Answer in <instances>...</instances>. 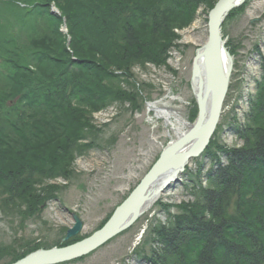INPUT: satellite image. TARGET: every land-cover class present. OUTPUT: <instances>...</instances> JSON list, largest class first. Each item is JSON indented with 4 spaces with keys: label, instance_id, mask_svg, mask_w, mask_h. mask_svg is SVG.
Segmentation results:
<instances>
[{
    "label": "trees",
    "instance_id": "16d2710c",
    "mask_svg": "<svg viewBox=\"0 0 264 264\" xmlns=\"http://www.w3.org/2000/svg\"><path fill=\"white\" fill-rule=\"evenodd\" d=\"M215 5L216 0H0V211L13 202L9 206L21 218L34 216L56 200L57 187L49 182L68 177L77 152L96 148L80 145L94 129V115L114 102L136 106L142 89L133 71L148 65L169 69V52L181 39L176 31L192 25L200 6L209 12ZM53 6L59 16L51 14ZM261 73L246 126L238 125V114L231 118L243 146L211 142L206 154L217 167L206 173L208 186L201 185V171L188 177L196 201L175 206L176 216L168 206L171 224L154 229L161 247H153L151 237L135 252L140 262L264 264V58ZM122 78L129 89L121 87Z\"/></svg>",
    "mask_w": 264,
    "mask_h": 264
},
{
    "label": "rangeland",
    "instance_id": "374dc122",
    "mask_svg": "<svg viewBox=\"0 0 264 264\" xmlns=\"http://www.w3.org/2000/svg\"><path fill=\"white\" fill-rule=\"evenodd\" d=\"M207 14L206 8L200 6L192 25L176 32L181 39L169 52V69L148 65L144 70L137 68L133 71L137 86L142 89V96L135 100L136 106L114 102L94 115L91 124V129H94L86 133L85 141L80 145L86 147L93 143L96 148L84 150L82 155L77 152L68 177L61 176L49 182L58 189H55L56 200L46 203L34 216L21 218L19 211L9 206L13 202L8 203L5 213L0 211V264H15L36 252L30 253L29 247H40L38 250L55 248L75 225L74 215L83 224V237H90L110 219L158 161L164 148L177 139L172 124L157 114L156 108L172 109L179 112L188 124L195 122L198 105L191 86L192 69L198 45L207 38ZM222 34L226 48L234 58V67L217 135L211 142L215 140L219 146L232 149L242 147L243 143H238L230 133L231 118L239 114L244 120L247 116V94L253 93L254 80L260 73L259 64L264 58V0H249L240 14L227 18ZM187 37H194L200 44L191 43ZM121 80V87L129 89L126 78ZM129 82L132 83V79ZM194 110L197 115L192 120ZM172 121L176 124L175 118ZM176 127L188 130L178 124ZM206 151L188 163L179 181L161 193L153 206L128 230L84 259L66 264H139L140 259L135 252L151 242V237L153 247L160 248L154 241V229L171 224L166 215L168 206L170 213L177 215L179 211L173 209L175 206L196 201L195 197L192 201L187 194L186 186L190 182L186 183V179L190 175L198 176L201 171V185L208 186L204 176L214 161H208ZM217 155L223 156L221 153ZM222 159L225 163V156ZM22 255L26 256L13 262Z\"/></svg>",
    "mask_w": 264,
    "mask_h": 264
},
{
    "label": "water",
    "instance_id": "95a60500",
    "mask_svg": "<svg viewBox=\"0 0 264 264\" xmlns=\"http://www.w3.org/2000/svg\"><path fill=\"white\" fill-rule=\"evenodd\" d=\"M248 0H218L215 7L208 16L207 38L202 45L205 63V75L207 86L205 93L199 88L194 89L193 82L196 78V58L192 70V91L198 105V116L194 124H187V132L169 144L161 153L158 161L145 175L140 184L132 191L129 197L114 211L111 218L99 230L90 237L64 248H53L50 250H39L34 252L15 264H64L75 259L91 254L103 245L110 242L122 232L128 230L153 204L160 198L179 176L184 173L185 167L192 158L201 156L210 144L213 135L220 122L222 106L227 97L233 70L232 56L225 47L226 43L222 36V27L230 13L242 7ZM229 55L231 62L228 68L224 67V55ZM198 90V91H197ZM200 98H212L209 116L204 123L203 111L199 102ZM200 134V135H199ZM196 135H199L197 138ZM193 136V138H191ZM190 139L196 143L186 147ZM175 171L173 176L167 175ZM165 177V178H164ZM165 179L159 188L156 198L150 205L143 207L148 198L152 186L159 180ZM75 225L69 229L63 242L78 236L83 230L81 220L74 215Z\"/></svg>",
    "mask_w": 264,
    "mask_h": 264
},
{
    "label": "bare ground",
    "instance_id": "6f19581e",
    "mask_svg": "<svg viewBox=\"0 0 264 264\" xmlns=\"http://www.w3.org/2000/svg\"><path fill=\"white\" fill-rule=\"evenodd\" d=\"M187 40L190 41L193 44H200V41L197 40V39H195L194 37H187ZM204 43H205V41H203L200 45H198V49H197L198 56L196 58V64H195V66H196V78H195V81L193 82V85H194V89L195 88H197V89L199 88V90L202 93L204 92V94H206L205 93V88L207 86V78H206V75H205L206 74L205 73V63H204V60L205 59H204L203 47H202V45ZM230 62H231L230 56L229 55L227 56L225 54L224 55V60H223L224 67L225 68H228L229 65H230ZM232 64H234V58L233 57H232ZM233 67H234V65H233ZM199 102L201 104V109H202L203 114H204L203 120H204V123H205V121L207 120V118L209 116V112H210V109H211V106H212L211 105L212 98H200L199 99ZM224 103H225V101H224ZM223 108H224V104L222 106V111H223ZM156 111H157V114H159L160 116L166 118V121L168 123L170 122L172 124L173 129L177 132V135L178 136H181L183 134H186L187 131H184V130L182 131V129L180 127H176L175 128L176 124H178V126H181V127L182 126H186L187 127V121L183 117H181V115L179 114V112L174 111L172 109L171 110H169V109H157ZM172 118H175L176 124L172 121ZM216 131H217V129H216ZM216 131H215V133H214L213 136L216 135ZM199 135H196V137L198 138ZM191 138H193V136ZM195 143H196L195 139H190L188 141V144L186 145V147H191ZM200 157L201 156H199L197 158H200ZM197 158H192L191 161L197 160ZM174 174H175V171H172L167 176L170 177V176H173ZM164 180L165 179H162V180H159L157 182H154L155 184L152 186L150 192H148V198L144 202V205H143L144 208L146 206L150 205L151 203H153V201L156 198V194H157L159 188L161 187V185L163 184ZM79 259H81V258H79ZM79 259H75V260H79Z\"/></svg>",
    "mask_w": 264,
    "mask_h": 264
}]
</instances>
